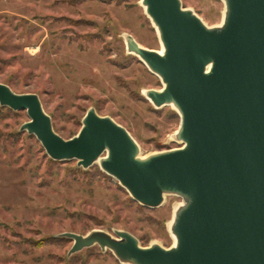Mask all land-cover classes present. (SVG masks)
Wrapping results in <instances>:
<instances>
[{
	"label": "water",
	"instance_id": "obj_1",
	"mask_svg": "<svg viewBox=\"0 0 264 264\" xmlns=\"http://www.w3.org/2000/svg\"><path fill=\"white\" fill-rule=\"evenodd\" d=\"M220 24L207 26L180 0H141L161 51L125 35L134 54L160 79L143 92L155 108L179 116L177 148L139 155L128 131L89 108L79 132L63 139L36 94L0 83V106L24 110L20 130L49 158L98 162L139 205L156 208L164 194L181 198L168 248L146 247L129 232H64L68 255L97 245L123 264H264V0H221Z\"/></svg>",
	"mask_w": 264,
	"mask_h": 264
},
{
	"label": "rangeland",
	"instance_id": "obj_2",
	"mask_svg": "<svg viewBox=\"0 0 264 264\" xmlns=\"http://www.w3.org/2000/svg\"><path fill=\"white\" fill-rule=\"evenodd\" d=\"M180 1L207 26L220 24V0ZM125 35L160 50L141 0H0V83L36 94L63 139L79 132L93 108L128 131L140 156L180 147L179 116L145 98L162 84L127 53ZM28 120L24 110L0 106V264H123L97 245L68 255L64 232L123 230L144 247L173 244L168 222L181 198L139 205L98 162L83 169L49 158L20 130Z\"/></svg>",
	"mask_w": 264,
	"mask_h": 264
},
{
	"label": "bare ground",
	"instance_id": "obj_3",
	"mask_svg": "<svg viewBox=\"0 0 264 264\" xmlns=\"http://www.w3.org/2000/svg\"><path fill=\"white\" fill-rule=\"evenodd\" d=\"M221 1V0H220ZM144 8V7H143ZM222 14H223V10H222ZM154 27V26H153ZM154 29H155V27H154ZM155 32H156V30H155ZM162 50V48H161V46H160V50L159 51H161ZM128 54H130V53H128ZM131 55H134V54H131ZM162 87V86H161ZM169 106H171V105H169ZM172 107V106H171ZM173 108V107H172ZM173 110L175 111V109L173 108ZM176 112V111H175ZM177 113V112H176ZM141 157V156H140ZM165 195H169V194H164V196H163V200H164V198H165ZM181 205V202L180 203H177V204H175L174 206H173V208H172V214H171V218H170V220H169V222H168V230H169V228H170V225H171V223H172V219H173V215H174V212H175V210L178 208V206H180ZM172 239H173V243L175 242V240H174V237L172 236Z\"/></svg>",
	"mask_w": 264,
	"mask_h": 264
}]
</instances>
